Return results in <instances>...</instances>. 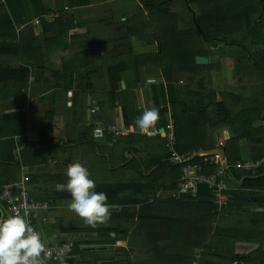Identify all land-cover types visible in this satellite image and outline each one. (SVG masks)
<instances>
[{"label": "trees", "instance_id": "obj_1", "mask_svg": "<svg viewBox=\"0 0 264 264\" xmlns=\"http://www.w3.org/2000/svg\"><path fill=\"white\" fill-rule=\"evenodd\" d=\"M67 2L70 9L92 5V0ZM136 3L134 20L116 17L117 9L111 20L118 25L125 22V36L130 40L137 38L138 42L148 46L160 43L158 53L136 55L130 49L131 58L117 56L115 61L112 56H96L101 63L93 69L90 66L96 63L95 57L82 55L91 46L94 47L90 39L92 42L85 41L71 48L82 56L77 52L74 56H59L62 69L55 73L63 89L68 87L72 90L76 82L83 80L87 84L82 85L80 90L88 89L89 93H93L95 86L92 82L97 73L100 69L106 70L107 73L100 78L109 84V88L102 92L104 95L99 105L103 112L106 107L112 110L120 107L125 126H130L134 133L115 139L108 127L116 124L105 120L101 127L108 147L114 151L120 149L128 157L125 165H118L117 170L113 163L114 151L106 157L95 145L91 153L96 155L98 152L97 156L102 155L107 163L104 167L98 162L89 167L91 170L98 168L101 175L107 171L111 176L118 175L117 171L122 174L130 171L132 175L130 178L123 175L126 179L123 181L96 182V190L105 192L112 206L110 218L102 226L77 223L79 227H70L76 223H70L66 218H48L40 224L41 235L46 241L53 242L70 234H114V239L94 243L107 246V250L91 249L90 256L98 260L94 264L100 260L102 264H193L194 256L199 254L202 257L200 264H264V212L251 211L264 210V167L256 173L231 170L232 178L227 183L230 188L228 193L233 195L234 200L214 227L218 211L210 202L212 190L209 188L202 187L196 198L184 196L179 201L158 198L159 193L176 188L181 166L169 160L164 137L143 135L135 124L145 111L139 109L136 93V86L141 84L147 93L146 102L149 104L152 101L153 107L158 109L157 124L161 130H167L168 107H172L170 119L178 140L176 150L182 158L215 149L223 133L226 159L230 164L245 160L240 147L243 140L251 147L250 160H263L264 151L257 153L256 147L264 144L258 134L264 115V0H138ZM176 3H182L188 12V27L182 28L180 24L185 21L184 18L173 12L172 7ZM51 13L46 10L43 0H0V58L21 60L17 68L4 67L0 63V192L21 179L23 164L17 154L16 137L24 138L22 147L27 153L46 149L50 154L61 152L69 155L90 142L91 130L79 128L80 133L76 135V128H72L73 133L63 146L65 142L58 141L56 127L45 119L39 126V142L29 145L25 137L31 130V113L27 115L24 112L26 106L12 98L25 99L32 69L48 65L44 45L35 34V20H41L42 33L50 32L51 39H46V47L52 45L65 51L69 46L68 34L77 26L71 19L75 13L57 16L48 23L46 18L51 20L48 17ZM21 26L25 29L19 32ZM223 47L229 48V51L224 53L220 50L223 55L217 56L215 49ZM237 50L241 52L240 56L236 53L237 57L232 59L230 53L234 54ZM196 57L213 63L199 65ZM228 57L234 60V84L215 91L216 74L222 69L221 59ZM139 68L144 70L143 74L137 71ZM153 78L157 83L147 89L148 80ZM182 79L187 82L181 83ZM127 81L135 84L123 91L121 84ZM95 92L98 93L97 90ZM3 93L7 98L2 97ZM243 100L248 104H240ZM163 103L166 107L161 109ZM86 157L88 155L82 153V160ZM201 161L196 159L195 163ZM40 169L27 172L32 179L33 198L48 201L55 207H68L72 198L66 189L36 192L41 186L54 183L57 179L52 174L41 173ZM67 179L64 175L57 180L59 184H66ZM47 231L57 232L56 237L45 236ZM79 243L73 250V264H77L78 254L83 253L82 258L87 257L79 250ZM237 243L255 244L260 248L240 255L235 252ZM119 245L127 246L129 250L117 252ZM202 250L203 253H200Z\"/></svg>", "mask_w": 264, "mask_h": 264}, {"label": "crops", "instance_id": "obj_2", "mask_svg": "<svg viewBox=\"0 0 264 264\" xmlns=\"http://www.w3.org/2000/svg\"><path fill=\"white\" fill-rule=\"evenodd\" d=\"M67 1L68 0H43L44 5L46 6V10H50V12H52L51 15L48 16V17H50L51 20H48V18H46V22H48V23L54 21L55 17H57V16L58 17L62 16V15L71 16L73 13H75V16L71 19H73L72 22H75V24L77 26L74 29H72L70 31V33L68 34L67 43L69 44V46L67 47V49L65 51L57 50L56 48H53L52 45H51V47H50V45H49V47H46V45H45L47 42L46 39L47 40L51 39L50 38V32L47 31V32L42 33V25H41L40 19H37L33 22L34 27H36L35 34H36L39 42L42 43V45H44L43 51L45 52V56H48V59L50 60L49 64H51L53 61H57V63L59 61V65H61L62 62H61V58L59 56H74L76 52L79 55V53H80L79 51L73 52V51H71V48H73L75 45H80L81 43H84L85 41H90V39L94 42V44H96L95 45L96 47H94V48L92 47V48L88 49L87 51H89V52L87 53V51H86L85 54H82V55L93 56V54L96 53L97 48H99L97 50H99L98 52H100V53L101 52L103 53L108 48L110 50V52H109V56H110L113 53V50L116 49L117 36L120 32L119 29H122L121 24L118 25L116 23V21L111 20V18L113 17L114 10L117 9L116 8L117 5L119 3H121L123 0H92V5L87 6V7H83V8H77V9H70ZM103 1H105V2H103ZM135 1L137 2L138 0H135ZM67 9H68V11H67ZM122 9H125V7L123 8V6H122ZM127 19H128V17L124 20H127ZM104 20H106V21H104ZM68 23H69V21H68ZM24 29H25V27L21 26L19 29V32L24 30ZM122 31H123V29L121 30V32ZM125 35L126 34H123V32H122V34L120 36L126 38ZM156 44H158L157 46H158V52H159L160 51L159 48L161 45L159 43H155L154 46H156ZM107 45L109 47H107ZM140 45H142L148 49L150 47H154V46H148L145 43H141V42H140ZM110 46H112L113 49H110ZM117 46H118V44H117ZM91 49H93V50H91ZM224 49L226 51L227 50L229 51V48H227V47H225ZM102 53H101V55H102ZM235 53H238V50ZM149 54H151V53H149ZM234 54L230 53V55L233 56L232 59L234 57H237ZM82 55H79V56H82ZM94 57H96V56H93L91 58H94ZM116 57H113L112 59H115ZM232 59L229 57L221 59L222 69H224V71H229L230 69H232V66H231L232 64L229 62V60L233 62ZM223 60H225V61H223ZM222 61L224 63H227L228 67H225ZM57 63H56V65H57ZM228 63H229V65H228ZM51 66L52 65H49V67H51ZM102 66H103V64H102ZM92 68L94 69L95 67H92ZM222 69H221V72H222ZM60 70H61L60 68H58V69H44L43 68V72L41 74V73H38L36 71V69H32V79L30 81V85L28 88L27 97H25V99L21 98L22 100H20V102H22L23 104L25 103L26 100L28 101L27 102L28 103V110L31 113V115L33 116L32 119L30 120V124H29L31 130H29V132L27 133V136L25 137L27 139L28 144L32 145V144H37L39 142V140H40L39 139V133H38L39 126L42 125L46 121L45 119H49L50 120L49 122L53 123V125L56 127L55 133L58 137V141L63 140L65 142L63 144V146L68 142V140H69L68 137L71 136L74 128H76V130H77L75 132L76 135H78L80 133L79 128H83L84 131L87 129H89V131L91 130L89 132L90 133L89 134V136H90L89 141L90 142L86 143V147H83V148H86V149L91 148V149H88V151L91 152L94 149L95 145L98 147H102V145L99 143V141L100 140H102L103 142L108 141L105 133L103 132L104 130H102V127H101L102 125H104L105 120L107 122H109L110 124H117L120 127L126 125V122L123 118V114L121 113V108L118 107L115 111L114 108H113L114 110H112L110 107H106L105 108L106 109L105 116H103V115L101 116L103 111H102L99 104H95L94 101H92V103H89V98H88V104H86L84 102V100H82L80 102L79 98L82 95L81 93L85 92V91L80 90L83 82H81V81L76 82L74 84V87L72 88V90H70L68 87H67V89L62 88L63 84L61 86L62 82L57 81L56 74H55L57 71H60ZM224 71H223V73H224ZM106 73H107L106 70L100 69V72L97 73V76L99 77V79L96 81L94 80L92 82L93 85L95 86L94 92H95V90L98 91V93H96V92L95 93L99 96L100 99L103 96H100L99 92H104V89L107 90L109 88V84L102 82L101 78H100L101 75L103 76V74H106ZM227 76H229V75H227ZM232 79H233V77H232ZM232 79L229 78L230 81L228 82V84L226 82V84L221 86V88L220 87H216V88L223 89L225 87L233 86L234 80H232ZM151 80H154V84L157 83V81H155L154 78L149 79L147 83H149V81H151ZM232 82H233V84H232ZM85 84H87V83L84 82L83 85H85ZM216 85H217V83H216ZM137 86H138V88H136V93L139 92L140 87H142L145 91V88L141 84H138ZM121 87H122L123 91H126L128 88V85L125 83H122ZM147 89H148V87H147ZM87 91H89V90L87 89ZM94 92L91 93L92 96H95ZM138 98H139L138 99V101H139L138 105L140 106L139 107L140 110L141 109L147 110V109L153 108L152 101L148 104L146 101L142 102L140 95L138 96ZM80 106H83L82 109H87V111L84 112L82 109H80ZM148 106H150V108H148ZM164 107H166L165 103H163V105L161 106V109H163ZM62 108H63V110H65L64 112L62 111ZM170 108H171V113L169 115V111H168V117L171 118L172 107H170ZM58 109H61V111L59 113H63L61 116H58ZM95 110H96V112L93 113ZM31 111H33V112H31ZM34 117H35V119H34ZM36 119H37V122H36L37 126L34 128L33 125H34V121ZM169 121H170V119H169ZM260 122L261 123L259 125H261L262 127L260 126V128H259L260 130L258 131V134H259L260 140H262V139L264 140V115L262 117V121H260ZM221 139H223L225 141V137H224L223 133L220 135V140ZM14 140H15V144L18 146L17 154L20 157V159L22 160V164H23L22 172H25V173L28 172L29 173V170H38L41 168L40 170H45L44 173L46 175L52 174V175L56 176L57 179L59 177L66 175V173L63 172V169L61 172L62 174H58V175H55L54 172L52 171V168L54 167L53 165L59 166V162H58V159L56 157V156H58L57 153L56 154L55 153L50 154V151H48L46 149H44V150L39 149L37 151L32 150V151H29V153H27L24 150L25 147L24 148L22 147V144L24 143L23 142L24 138L16 137ZM91 142H93V143L90 144ZM107 145H108V142H107ZM216 146L217 147L215 149H218L219 142L216 144ZM240 147L242 150V158L250 159L251 158V155H250L251 147L249 146V143L246 140H243L240 142ZM115 150H120V149H115ZM256 150H257V153L264 151V144L256 147ZM126 154H128V153H126ZM0 156H1V154H0ZM58 157H60L61 159H64V161H62L63 167H64V164L67 163V160H70L69 155H67L66 153L62 154L60 152V155ZM106 157H110V156L106 155ZM127 157H128V155H125V152L122 150L115 152L114 156H113V163L120 165V166H124L125 165L124 161ZM67 166H66V168H68ZM54 168H56V167H54ZM49 171H50V173H49ZM21 178H22V175H21ZM57 179L55 180V182L58 181ZM58 183H59V181H58ZM42 187L43 186H41V188H39L36 192H41ZM40 202H42V201H40ZM263 212H264V210H263ZM51 215H52V210L47 215V217L50 218ZM112 235H114V234H111L110 236H112ZM105 240L101 239V240L88 241L87 244L91 245L92 250H96V249L107 250V249H105V248H107L106 245L94 244L97 241L100 242V241H105ZM78 242H80L79 243V249H81V251L85 253V251L82 249L84 248L85 250H87L86 247L84 246L87 244L82 242V240H78ZM250 248H255L254 249V251H255V250H258L260 248V246L255 245V244H247V243H237L236 244V251H239V252L247 251ZM200 253H203V251H201ZM80 257H82V256H80ZM194 257H195V260L193 261V263L199 262V264H200L202 257L200 256V259L196 258V255ZM77 264H94V263L93 262H88V263L77 262ZM97 264H102V261L101 262L99 261Z\"/></svg>", "mask_w": 264, "mask_h": 264}, {"label": "built area", "instance_id": "obj_3", "mask_svg": "<svg viewBox=\"0 0 264 264\" xmlns=\"http://www.w3.org/2000/svg\"><path fill=\"white\" fill-rule=\"evenodd\" d=\"M169 115L171 108H168ZM170 119V117H169ZM109 133L116 138L130 135L134 133L130 126L110 125ZM143 135H159L166 139L167 152L169 160L178 166H181V177L176 184V188L170 191H163L158 194V198H167L172 200H182L184 196H192L196 198L202 187L212 190V200L210 201L218 211V216L214 222V227L222 218L223 211L226 210L232 200L233 195L230 191L228 180L232 178V169L235 171H243L247 173H256L263 167V161L252 162L250 159L239 161L232 165L227 159L223 160L221 156L203 158L200 163L191 161L186 163V159L182 158L176 150L178 146L177 135L173 121H169L167 130H161L159 124L144 132ZM225 141H219L218 148H224ZM208 171V172H207ZM31 177L22 172V178L19 181L7 185L0 192V220L8 216H21L29 224H31L37 232L41 234L40 224L45 222L47 215L51 212L52 207L48 201H37L32 196L30 186ZM38 223V224H37ZM44 244V251L47 253L48 264H73V250L76 248L77 241L68 236H64L63 240L46 241L41 235ZM203 251V250H202ZM200 259V255L196 256ZM193 264H199L194 262Z\"/></svg>", "mask_w": 264, "mask_h": 264}, {"label": "rangeland", "instance_id": "obj_4", "mask_svg": "<svg viewBox=\"0 0 264 264\" xmlns=\"http://www.w3.org/2000/svg\"><path fill=\"white\" fill-rule=\"evenodd\" d=\"M122 6L125 7V9H122ZM116 8H117V11H118L116 17H118V18L120 17V19L123 18V17H128V20H129V18L132 19V20H134L133 17L136 16V12H137V3L135 1H133V0H124L121 3H119ZM172 10L177 15L181 16L182 18H184L185 21H183V23L180 24V25H182V28L188 27V25H189V16L188 15L189 14L186 11V9H184L183 4L182 3H176L175 5H173ZM67 11H68V9H67ZM147 15H148V13L146 12L145 13V16H147ZM121 26H122V29H123L122 32H123V34H125L126 33V25L125 24H121ZM122 29H119L120 32H119V34L117 36V44H118V46L116 44V49L113 50V53L110 56H113V57H116V56H118V57L119 56H126V58L129 59V58L132 57V52H129L130 49H132L133 53L136 54V55L149 54V53H151V54L158 53V46H157L158 44H156V46H154V47H150L149 49L148 48H145L144 46L140 45V42H138V39L137 38H133L132 40H130L127 37L126 38L121 37L120 35L122 34V32H121ZM90 42H92V41H90ZM92 45H94V47H96L95 46L96 44H92ZM92 47L93 46H91V48ZM107 47H109V46L107 45ZM224 48L225 47H223V49H219V48H216L215 49L216 52L218 53L217 56H221V55H223L222 52H224V53L226 52V50ZM97 49H99V48H97ZM97 49H96V53L93 54V56H109L110 50L108 48L103 53L101 52L102 55H101L100 52H98L99 50H97ZM110 49H113V47L110 46ZM220 50L221 51L223 50V51L220 52ZM240 53L241 52H238L237 53V56H240ZM127 55H130V56H127ZM93 56H90V58L93 57ZM45 57H47L48 64H49V61L50 60L48 59V56H45ZM3 59L4 58H0V61H1L0 63H1V65H4V67L5 66H10V67H13V68H17L19 66V63L21 62V60H15V59L14 60L13 59H6V58L4 60ZM94 59L96 60V63L93 64L90 67L97 68L98 63H101V61L98 60L97 57H95ZM115 59H114V61H115ZM200 59H201V57H196L195 61L197 62V64H199V65H208L209 64V63H206L205 64ZM223 61H225V60H223ZM229 62L232 64L231 66H233L234 60H233V62L229 60ZM56 63H57V61H53L51 64H49V65H52L51 67H49V65H46V64H45L46 67H44L45 65H40L39 67L36 68V71L38 73H41L42 74L43 68L44 69H58V68L62 69V63H61V65H59V61H58L57 65H56ZM211 63H213V62H211ZM223 64H224L225 67H228L227 66V63H224L223 62ZM228 65H229V63H228ZM41 66H43V67H41ZM133 69H134V67L131 66V70H133ZM231 70L232 69H230L229 71H224V69H222V72L221 73L219 72V73L216 74V80L215 81L217 82V85H215V87H220L221 88V86L225 85L226 82L228 84V82L230 81L229 78L232 79V77H233V74H232V71ZM137 71H139V73H141V74H143V72H144V70L142 68H139ZM223 71H224V73H223ZM153 74H155V73H153ZM151 75H152V72H151ZM227 75H229V76H227ZM98 79H99V77L96 76L94 80L96 81ZM232 80H234V79H232ZM81 82L84 83V81H81ZM185 82H187V80L186 79L185 80L182 79V82L181 83H185ZM83 83H82V85H83ZM123 83L127 84L128 86L135 84L132 81H127V82H123ZM151 84H154V80L149 81L147 87L149 88ZM232 84H233V82H232ZM136 88H138V86H136ZM248 88L249 89H253V88H251L249 86H248ZM214 89H215V91H218L219 90L218 88H214ZM81 94L82 95L79 98L80 99V102L82 100H84V102L86 104H88V98H89V103H92V101H94L95 104H100V102L102 101L95 92H94V95L95 96H92L91 93H89V91L82 92ZM137 94H138L137 95V99H139L138 96L140 95L142 102L147 101V98H146L147 93H146V91H144V89L142 87H140V90H139V92ZM103 95H104V93L101 92L100 93V96H103ZM2 97L7 98L6 93H3ZM12 98L15 99L16 102H17V100L18 101L22 100L21 98H18V97H15V96L12 97ZM240 104H248V102L243 100V101L240 102ZM24 105L26 106L25 107L26 111H24V112H26V114L28 115L29 114V110H28V103H27V101H25ZM82 108H83V106H80V109H82ZM82 110L84 112L87 111V109H82ZM60 111H61V109H58V116H61L63 114V113H59ZM62 111L64 112L65 110H63V108H62ZM95 112H96V110L93 113H95ZM102 115L105 116V112H103L101 114V116ZM32 117L33 116L30 115L29 120L32 119ZM35 117H34V119H35ZM36 122H37V119L34 121V125H33L34 128L37 126ZM211 140L212 139H210V141ZM99 143L102 145V147H100V149H101V152H102L103 156H106L109 153H112V151H114V150H112L111 148L108 147L107 142H103L102 140H100ZM210 144H212V143H210ZM213 146H215L214 143H213ZM88 149H91V148H88ZM88 149H86V148L79 149V150H76V151L72 152L71 154H69L70 158H72V161L67 160V163L64 164V167L62 166L63 165V162L62 161H64V159H61L60 157H58L60 154L57 153L58 156H56V157L58 159L59 166L58 165H53L54 167H56V168H54V167L52 168V171L54 172V174L55 175L62 174L61 173L62 172V169H63V172L66 173L67 172L66 166L68 164H70V163L72 164V163L79 162V163H81L88 170V172L90 173V177L95 182H98V181L99 182H101V181H103V182H110V181H118V180L123 181V180H126L125 178H123L124 176L127 175L126 178H130L131 177L132 174H131L130 171H127V173H124V174H122L120 171H117L116 173L118 175L111 176V175H108V171H107V173L104 172L103 175L99 174V172H98L99 170L96 167H94L93 170H91V168L89 167V166L92 167L91 164L98 162L100 164L102 163V166L104 167V166H106L107 160L105 158H102L103 157L102 155L97 156V155H99L98 152L95 155L94 153L89 152ZM118 151L119 150H115L114 153L115 152H118ZM82 153H85L86 155H88V157H86L85 160H82V158H81ZM99 157H101V158H99ZM114 167L117 170H119L117 164H114ZM44 172H45V170H41V173H44ZM49 173H50V171H49ZM59 185H61V184H59L58 181H56L54 183H51L50 182L49 184L44 185L41 190L42 191H48V192H51L50 190H52V192H53V190H59L60 189L59 188ZM51 207H52V215H51L50 218H52V219L55 218V217L66 218L67 220L70 221V223H76L74 225H70V227H72V226L79 227V225H77V223L84 224V220L82 218H80L79 216H77L76 214L72 213L70 211V209H69V206L68 207H65V206L64 207H58V206L55 207V206H52L51 205ZM251 211L252 212H258V213L259 212L260 213L263 212V210H261V209H259V210L258 209L257 210L256 209H251ZM223 213H225V210L223 211ZM222 218H223V216H222ZM67 225H69V223ZM96 226H102V225L101 224H97ZM56 234H57V232H55V231H54V233L47 231V235H45V233L43 235L51 238L52 235L56 237ZM68 237H70L71 239L76 240L77 242H78V240H82V242H88V241L101 240V239L102 240H105V239H108V240L109 239H114L115 238V235L109 236V235H102V234H84V235L81 236V235H78V234L77 235L76 234H70V235H68ZM84 246L86 247L87 250H85L84 248L82 250L85 251V254H87V257H83L82 258L80 256L83 253L78 254L76 256V261L79 262V263H88V262L98 261L96 257L93 258L92 256H90L92 254V252H93L92 250H90L92 248L91 245L88 244V245H84ZM254 249L255 248H250L247 251L239 252V251H236V246H235V252H236V254H240V255H247V254L253 252ZM79 250L81 251V249H79ZM96 250H98V249H96ZM122 250H127L128 251L129 249H128L127 246H124V245H119L118 247H116V251L117 252L122 251ZM100 261H102V260H100Z\"/></svg>", "mask_w": 264, "mask_h": 264}, {"label": "clouds", "instance_id": "obj_5", "mask_svg": "<svg viewBox=\"0 0 264 264\" xmlns=\"http://www.w3.org/2000/svg\"><path fill=\"white\" fill-rule=\"evenodd\" d=\"M158 119V109L153 107L143 111L135 124L140 132H144L153 128ZM260 161L264 163V159ZM66 175V184L59 188L66 189L72 198L70 211L91 227L107 222L112 206L107 194L96 190V182L88 170L76 162L69 165ZM0 264H48L41 234L21 216L0 220Z\"/></svg>", "mask_w": 264, "mask_h": 264}, {"label": "water", "instance_id": "obj_6", "mask_svg": "<svg viewBox=\"0 0 264 264\" xmlns=\"http://www.w3.org/2000/svg\"><path fill=\"white\" fill-rule=\"evenodd\" d=\"M202 62L209 63V60L206 58H201ZM219 155L223 160L226 159V154H225V149L224 148H218L214 150H209V151H201V152H196L192 154L189 158L186 159V163L195 161L196 159H203L207 157H212Z\"/></svg>", "mask_w": 264, "mask_h": 264}, {"label": "bare ground", "instance_id": "obj_7", "mask_svg": "<svg viewBox=\"0 0 264 264\" xmlns=\"http://www.w3.org/2000/svg\"><path fill=\"white\" fill-rule=\"evenodd\" d=\"M201 60V59H200ZM202 61V60H201Z\"/></svg>", "mask_w": 264, "mask_h": 264}]
</instances>
